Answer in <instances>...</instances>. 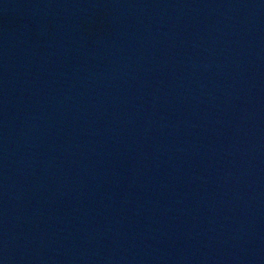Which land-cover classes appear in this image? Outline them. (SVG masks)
I'll use <instances>...</instances> for the list:
<instances>
[{
	"label": "water",
	"instance_id": "obj_1",
	"mask_svg": "<svg viewBox=\"0 0 264 264\" xmlns=\"http://www.w3.org/2000/svg\"><path fill=\"white\" fill-rule=\"evenodd\" d=\"M0 264H264V0H0Z\"/></svg>",
	"mask_w": 264,
	"mask_h": 264
}]
</instances>
